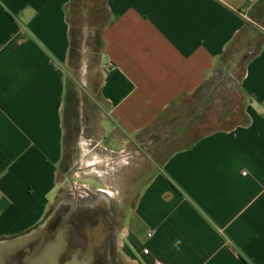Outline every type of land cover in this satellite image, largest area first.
I'll return each mask as SVG.
<instances>
[{
  "label": "crops",
  "instance_id": "crops-1",
  "mask_svg": "<svg viewBox=\"0 0 264 264\" xmlns=\"http://www.w3.org/2000/svg\"><path fill=\"white\" fill-rule=\"evenodd\" d=\"M71 3L0 0V239L38 227L58 197L71 142ZM104 5L99 143L137 161L138 172L118 230L125 253L137 264H264V0ZM245 39V120L186 138L188 124L165 121L170 110L211 83L229 47ZM97 189L105 204L106 189Z\"/></svg>",
  "mask_w": 264,
  "mask_h": 264
},
{
  "label": "rangeland",
  "instance_id": "rangeland-1",
  "mask_svg": "<svg viewBox=\"0 0 264 264\" xmlns=\"http://www.w3.org/2000/svg\"><path fill=\"white\" fill-rule=\"evenodd\" d=\"M68 14L70 26L77 30L81 50L80 64L76 68L67 66V86L72 90L70 106L73 123L68 137L71 142L65 146L63 160L59 165L58 179L61 187L58 197L49 208L40 228L48 225L44 238L52 229H56L55 231L62 232L63 238L71 240V249L83 247L85 243L77 234V229L91 220L92 208L101 201L97 188H104L111 207L105 208L103 214L111 223L108 241L104 244L106 254L95 255V262L137 264L121 245L120 239L125 240L124 235H118V230L135 199L137 161L131 163V159L120 157L124 153L109 154L107 147L99 143L102 136L100 123L106 116V105L97 93L102 73L100 53L97 56L94 50L98 48L101 51L97 35L109 17L104 0H72ZM249 51L246 39L242 43L239 40L233 43L227 50L214 80L193 95L179 99L165 121L188 124L189 129L184 127V131L188 132L185 133L186 138L230 128L244 121L245 99L239 90L238 80ZM182 145V142L177 141L168 151L181 148ZM138 165L144 167L140 163ZM63 205L68 210L75 208V213L69 219L68 211H61ZM50 219L54 220L48 223ZM85 224L86 228L88 223ZM37 234V239L30 242L28 248L33 249L39 244L42 234ZM135 248L131 247L137 259L142 262Z\"/></svg>",
  "mask_w": 264,
  "mask_h": 264
},
{
  "label": "water",
  "instance_id": "water-1",
  "mask_svg": "<svg viewBox=\"0 0 264 264\" xmlns=\"http://www.w3.org/2000/svg\"><path fill=\"white\" fill-rule=\"evenodd\" d=\"M99 200L102 202L96 203V207L92 208L91 220L86 221L88 226L85 228V222L77 229V234L85 243L83 247L71 249V240L63 238L61 231L57 232L54 240L43 243L45 240L43 236L47 233L48 225L45 224L42 229L39 225V228L36 227L19 237L0 239V264H96L95 255L105 256L106 254L104 244L108 241L111 223L103 214L105 208L111 207L110 199L105 204L102 198ZM69 210L75 212L74 207ZM53 220L50 219L48 223ZM38 232L42 234L39 244L33 249L28 248V244L37 239ZM20 250L23 252L19 253Z\"/></svg>",
  "mask_w": 264,
  "mask_h": 264
},
{
  "label": "trees",
  "instance_id": "trees-1",
  "mask_svg": "<svg viewBox=\"0 0 264 264\" xmlns=\"http://www.w3.org/2000/svg\"><path fill=\"white\" fill-rule=\"evenodd\" d=\"M97 40L101 44L100 31H99V33L97 35ZM79 42H80V39H79V37L77 35V30L75 28L71 27L70 30H69V49H68V66L69 67L76 68L78 66V64H80L81 50H80ZM97 46H99V45H97ZM100 47L102 49V44H101ZM94 52L98 56V54L101 51L98 48H96V50H94ZM253 52H251V53H253ZM68 91H69V93L72 96V90L69 88ZM71 114L69 112H67V116H65L66 126L68 125V130L66 131V134H67L68 137H69V135H70V133L72 131L71 127H72L73 119L71 118Z\"/></svg>",
  "mask_w": 264,
  "mask_h": 264
},
{
  "label": "flooded vegetation",
  "instance_id": "flooded-vegetation-1",
  "mask_svg": "<svg viewBox=\"0 0 264 264\" xmlns=\"http://www.w3.org/2000/svg\"><path fill=\"white\" fill-rule=\"evenodd\" d=\"M69 213V215L67 216L68 218L67 219H69V217H71L72 216V214L73 213H75L74 211L72 212L71 210H69L68 212H67V214ZM56 229H52L51 230V232L49 233V234H47L46 235V237H45V240H44V242L43 243H47L48 241H51V240H54L55 238H56V236H57V232L58 231H55Z\"/></svg>",
  "mask_w": 264,
  "mask_h": 264
},
{
  "label": "built area",
  "instance_id": "built-area-1",
  "mask_svg": "<svg viewBox=\"0 0 264 264\" xmlns=\"http://www.w3.org/2000/svg\"><path fill=\"white\" fill-rule=\"evenodd\" d=\"M250 1V3L252 4L255 0H249ZM245 18L247 19V20H249L250 21V18L248 17V15H247V13H245ZM262 28V27H261ZM105 68H109V67H111V65H109V66H104ZM150 235V234H149ZM143 252L144 253H147L148 252V250L145 248V249H143ZM157 264H160L159 262H156Z\"/></svg>",
  "mask_w": 264,
  "mask_h": 264
},
{
  "label": "bare ground",
  "instance_id": "bare-ground-1",
  "mask_svg": "<svg viewBox=\"0 0 264 264\" xmlns=\"http://www.w3.org/2000/svg\"><path fill=\"white\" fill-rule=\"evenodd\" d=\"M101 194H103V196H104V193L103 192ZM103 202H104V200H103Z\"/></svg>",
  "mask_w": 264,
  "mask_h": 264
}]
</instances>
